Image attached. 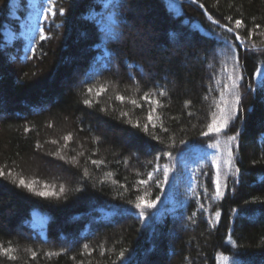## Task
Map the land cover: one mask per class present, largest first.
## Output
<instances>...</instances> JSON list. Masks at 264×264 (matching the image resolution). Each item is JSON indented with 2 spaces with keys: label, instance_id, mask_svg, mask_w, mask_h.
Instances as JSON below:
<instances>
[{
  "label": "trees",
  "instance_id": "trees-1",
  "mask_svg": "<svg viewBox=\"0 0 264 264\" xmlns=\"http://www.w3.org/2000/svg\"><path fill=\"white\" fill-rule=\"evenodd\" d=\"M10 1L0 245L16 259L0 264H264V0H55L40 33L7 43Z\"/></svg>",
  "mask_w": 264,
  "mask_h": 264
},
{
  "label": "snow or ice",
  "instance_id": "snow-or-ice-1",
  "mask_svg": "<svg viewBox=\"0 0 264 264\" xmlns=\"http://www.w3.org/2000/svg\"><path fill=\"white\" fill-rule=\"evenodd\" d=\"M48 3L50 5L54 6L55 0H48ZM46 11L49 12V13H53V7H49ZM59 11H60L61 14H63L64 9L60 8ZM53 14H55V13H53ZM215 23H218V21H215ZM235 25H236V28H240V27L243 26V22L241 20H236L235 21ZM256 27L258 28L259 25H257ZM227 31L228 32H233L234 30L232 28H228ZM44 38L45 37L42 34L41 35V39H44ZM235 39L242 41V37H240L238 34L235 36ZM229 47L233 49V51L231 53V59L233 61V71H235L236 68L239 67L240 60H239V57H238L237 53L235 52V47L236 46L234 44H231V45H229ZM255 47H256L255 44L251 45V48L254 49ZM255 75L259 78L260 86L262 88H264V68H257L256 72H255ZM229 78L232 79L231 88L233 90H235V89L238 88L237 81L243 79V76L242 75H237L235 77V79H233L232 76L230 75ZM248 87L251 88V85H249ZM88 91L91 93L92 89L90 88V89H88ZM101 91H103V88L101 89ZM160 95H164V93L161 92ZM118 99L123 101L124 97H118ZM144 99L147 101V100L150 99V97L146 94L144 96ZM84 103L86 105H91L92 102L90 100H85ZM132 103L135 104L136 102L132 101ZM239 103H240V95H239L238 92H234L233 107L230 109V111L227 114L221 116L219 119H217L215 116L213 117L212 123L208 126L210 131L218 133L223 128H226L228 123H229V121L232 118H234L235 113L238 111ZM125 115H127V114H125ZM148 120H149V123L152 122V115L151 114H149ZM135 126L136 127H140V125L138 123ZM143 130L145 132L148 131V124L143 125ZM207 134L208 133H203V135H207ZM70 138L71 137H67L66 139H70ZM235 139H236V137H234V136L233 137H229V140H235ZM93 163H100V162L99 161H93ZM165 174H167V170H165ZM3 175H5V173L3 172V170H0V176H3ZM148 179H152V173L148 174ZM141 183H147V181H141ZM34 184H35V181H33L32 183H28L23 178L19 179V186L26 187L29 190L33 189V185ZM220 187L221 186L219 184V181L217 180V193H216L217 196L222 195V192L220 191ZM61 191H63V188H61ZM36 194L39 195V196H48L51 193L46 192V191H40V192H37ZM138 199L140 200V202L136 204L137 208H145V207L146 208H152V207H155V203H156L155 201H149V202L145 203L143 197H139ZM143 214H144L143 212L140 213L141 216H143ZM218 215H219V213H217V216ZM12 253H13V249L11 247L4 248L2 245H0V254H2L4 256H7L9 259H13L14 260V259H16V257H15V255H12ZM32 255H33V258H35V253H33ZM121 255H123V253Z\"/></svg>",
  "mask_w": 264,
  "mask_h": 264
},
{
  "label": "rangeland",
  "instance_id": "rangeland-1",
  "mask_svg": "<svg viewBox=\"0 0 264 264\" xmlns=\"http://www.w3.org/2000/svg\"><path fill=\"white\" fill-rule=\"evenodd\" d=\"M49 7H53L55 14L46 11ZM7 10L6 18L9 20L1 29L3 40L7 43H11L12 39H21L23 35L27 36V34H30L31 37L36 36L41 32V25L49 24L57 16L55 5H50L48 0H11ZM3 51V55H8L6 49ZM46 186L49 188L48 184L44 182L41 184L42 191H53L46 189Z\"/></svg>",
  "mask_w": 264,
  "mask_h": 264
}]
</instances>
